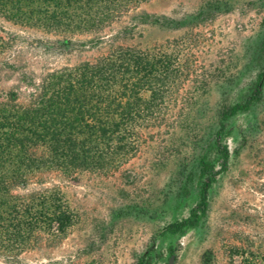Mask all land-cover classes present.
<instances>
[{"label": "rangeland", "instance_id": "rangeland-1", "mask_svg": "<svg viewBox=\"0 0 264 264\" xmlns=\"http://www.w3.org/2000/svg\"><path fill=\"white\" fill-rule=\"evenodd\" d=\"M215 1L227 0H150L104 31L106 36L121 33L119 42L126 46L177 59L181 70L166 99L167 124L144 132L137 155L118 171L80 172L73 178L51 171L17 189L22 195L60 191L75 223L61 239L43 234L17 259L0 257V264H134L166 223L187 216V204L167 201L172 192L176 195L179 166L192 163L217 108L241 100L264 64V0H229L232 7L212 18L200 17L207 2ZM142 14L159 22L143 23ZM186 18H191L189 24L177 28ZM0 37L13 41L11 61L36 80L93 61L102 49L89 43L62 53L52 44L55 35L2 17ZM70 37L89 42L97 35ZM9 91L18 92L22 102L29 94L12 71L0 81V94ZM233 125L234 134L227 140L230 169L212 190L205 224L175 241V258L167 251L168 243H159L163 255L157 264L264 262V101Z\"/></svg>", "mask_w": 264, "mask_h": 264}, {"label": "trees", "instance_id": "trees-1", "mask_svg": "<svg viewBox=\"0 0 264 264\" xmlns=\"http://www.w3.org/2000/svg\"><path fill=\"white\" fill-rule=\"evenodd\" d=\"M148 1L0 0V17L55 35L52 44L62 53L89 43L102 48L93 61L53 70L36 80L11 61L13 41L0 37V81L12 71L29 90L25 102L16 91L0 94L1 258L17 259L43 234L61 239L75 223L60 191L22 195L17 189L51 171L66 178L80 172L118 171L137 155L144 132L161 129L168 121L166 99L181 70L177 59L126 46L119 42L121 33L103 35L130 9ZM230 7L229 0L207 2L200 17L212 18ZM140 19L146 24L159 22L149 14ZM190 21L186 18L174 25L180 28ZM84 34L97 37L89 42L70 37ZM263 101L264 64L241 100L217 108L192 163L179 166L174 178L179 185L176 195L172 192L167 201L170 205L176 201L179 207L187 204V216L166 223L134 264H157L163 255L159 243H168L169 255L177 257L175 241L205 224L212 190L230 169L232 152L227 140L235 131L233 121Z\"/></svg>", "mask_w": 264, "mask_h": 264}]
</instances>
